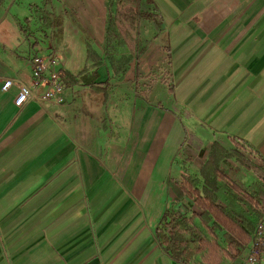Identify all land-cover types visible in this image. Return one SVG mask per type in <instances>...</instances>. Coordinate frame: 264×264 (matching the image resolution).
I'll list each match as a JSON object with an SVG mask.
<instances>
[{
    "label": "crops",
    "instance_id": "crops-1",
    "mask_svg": "<svg viewBox=\"0 0 264 264\" xmlns=\"http://www.w3.org/2000/svg\"><path fill=\"white\" fill-rule=\"evenodd\" d=\"M108 1L0 0V264H187L155 232L174 177L198 174L214 142L264 167V0H133L151 30L133 73L102 59ZM67 34L86 49L75 75ZM42 55L59 58L65 101L14 106L3 82L31 85Z\"/></svg>",
    "mask_w": 264,
    "mask_h": 264
},
{
    "label": "trees",
    "instance_id": "trees-1",
    "mask_svg": "<svg viewBox=\"0 0 264 264\" xmlns=\"http://www.w3.org/2000/svg\"><path fill=\"white\" fill-rule=\"evenodd\" d=\"M113 2L118 11L116 14L111 10L108 13L106 41H110L111 37L116 38L123 35L128 43L133 46L135 25L138 19H142L144 15L139 12L133 0H113ZM126 18L129 20L128 23L125 22ZM116 29L119 31L115 33ZM87 57L94 58L89 51ZM139 86L140 82L137 79L134 87L136 94L148 101L149 92L147 90L142 92ZM235 145L233 152L235 160L239 162V165L246 166L254 175H257L261 179L264 189V167L254 160L242 145L237 143ZM221 150L220 143H212L209 156L206 158L205 164L199 169L198 175L202 181L200 186L197 184V177H191L187 172H180L178 176L174 177L173 190L176 192V198L172 204L166 206L155 229L165 251L187 264H222L224 259L233 258L239 254L240 249L251 238L250 233L253 231L256 222L253 224L250 220L239 218L217 201L219 183L231 186L230 189L238 201L241 202L248 198L250 205L254 209H258L259 215L264 212V192L253 196L248 195L243 189L242 180H239L235 175L234 167L223 166L219 163ZM206 154V149L200 151L201 157L205 158ZM183 198H186L195 208L186 204V210L176 209L174 206L181 203ZM189 211H191V215H188ZM196 216L209 231L212 232L213 228L221 231L222 241L215 234L212 235V239H209L194 224L193 220ZM198 255L202 256L201 261H196Z\"/></svg>",
    "mask_w": 264,
    "mask_h": 264
},
{
    "label": "rangeland",
    "instance_id": "rangeland-1",
    "mask_svg": "<svg viewBox=\"0 0 264 264\" xmlns=\"http://www.w3.org/2000/svg\"><path fill=\"white\" fill-rule=\"evenodd\" d=\"M108 4V9L109 11L111 10V12H113L114 14H116L117 7L114 5L113 0H109L107 2ZM44 16V14H43ZM121 16V15H120ZM46 17V16H44ZM56 21L52 20L51 18L44 19V25L48 26L51 24H54ZM126 23L129 22L128 18H126ZM140 19H138L137 24L135 25V29L136 32L133 33L134 37L137 39L138 45L133 47L132 49L129 47L128 41L127 39H125L123 37V35L121 36H117L116 38H110V41H106L105 43V47H104V52L102 53L103 57L102 59L105 60L106 63H109L111 65V62H114V60L116 61V67L119 66V69L122 70L123 68H130V71L133 73V64H134V59L133 56L138 55V51L140 49H142V44H141V40H145L146 39V34L149 35V33H151V30H149L148 28H144L143 26H141L140 24ZM144 28V29H142ZM45 31V39H47V42L51 43L53 46V42L56 43L57 40V34L58 31L54 30H49ZM119 30L116 29L115 33L118 32ZM48 33H50L49 35H47ZM65 42H64V46L66 47V50L64 49L63 52L59 54V56L61 55V59H62V66L64 67V69L66 71H68L69 73H71L72 75L77 74L80 70H82L85 65H86V49H85V45L82 42V36L79 38L77 37L74 41V37L71 36L70 34L65 35ZM58 49V48H57ZM56 49V50H57ZM149 49V47H148ZM155 48L153 47L151 49V52L154 53ZM137 53V54H136ZM112 59V61H111ZM99 64V63H98ZM156 69L153 68L152 73H156ZM166 73L164 72V75ZM166 76V75H165ZM164 76V77H165ZM152 82V79H150L149 83ZM130 82V87L131 86ZM147 90L146 88H142ZM144 90V91H145ZM149 92V91H148ZM160 93V92H159ZM160 96V95H159ZM149 97V95H148ZM161 98L157 97V100ZM159 102V101H158ZM157 101L155 103H158ZM222 146V150L221 152H219V163L223 166H232L235 169V175L237 176V178L240 180H242L243 182V189L247 192L248 195H256L258 193H263L264 189H263V185H262V181L260 178L257 177V175H254L249 169H247L246 166L244 165H239L238 161L235 160L234 157V148L236 147L235 143H230V142H226L224 143ZM211 147H209V149L207 150V154L206 157L204 158V164H205V160L206 158H208L209 156V151H210ZM191 177H197L196 181L198 186L201 185L202 181H200V176H198V174L196 172H194V169L192 170V172L189 173ZM220 187L217 193V201L221 204L224 205L225 207H227L229 210H231L236 216H238L239 218H244L247 220H250L251 223H255L258 220V217H260L258 209H254L253 206L250 205V202H248V198H245L244 201H238L237 198L235 197L233 191L230 189L231 186H226L222 183H219ZM186 204H188L187 206L195 208V206H193L190 202L187 201L186 198L183 199V201H181V203H178L177 205H175L174 207L176 209H182V210H186L187 207ZM169 206V205H168ZM188 215H191V211L188 212ZM194 224L196 226H198L202 232L209 238L212 239L213 238V234H215L216 236H218L219 240L222 241V232L219 231L216 228H213V231H209V229L203 224L202 221H200L199 217L196 216V218H194ZM256 224V223H255ZM211 225V224H210ZM223 243V242H222ZM202 260V256L198 255L196 257V261H201ZM225 262L227 261V259L224 260Z\"/></svg>",
    "mask_w": 264,
    "mask_h": 264
},
{
    "label": "built area",
    "instance_id": "built-area-1",
    "mask_svg": "<svg viewBox=\"0 0 264 264\" xmlns=\"http://www.w3.org/2000/svg\"><path fill=\"white\" fill-rule=\"evenodd\" d=\"M31 85L12 79H6L1 88L7 91L13 85L17 87V95L13 105L21 107L29 99L40 101L52 100L55 103L65 101L64 82L61 76L60 61L55 55L34 56L30 60ZM251 239L243 254L241 264H264V212L258 217Z\"/></svg>",
    "mask_w": 264,
    "mask_h": 264
}]
</instances>
